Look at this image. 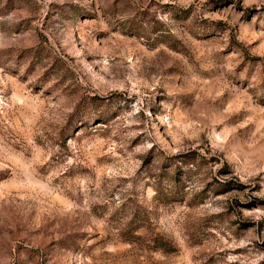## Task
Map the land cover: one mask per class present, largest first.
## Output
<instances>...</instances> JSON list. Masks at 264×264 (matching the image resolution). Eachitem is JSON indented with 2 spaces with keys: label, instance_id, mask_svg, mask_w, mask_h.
Masks as SVG:
<instances>
[{
  "label": "rangeland",
  "instance_id": "1",
  "mask_svg": "<svg viewBox=\"0 0 264 264\" xmlns=\"http://www.w3.org/2000/svg\"><path fill=\"white\" fill-rule=\"evenodd\" d=\"M0 264H264V0H0Z\"/></svg>",
  "mask_w": 264,
  "mask_h": 264
}]
</instances>
